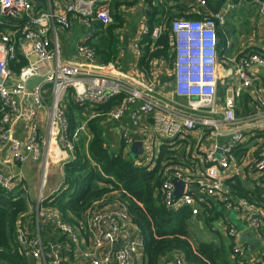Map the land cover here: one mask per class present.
Instances as JSON below:
<instances>
[{
	"label": "built area",
	"instance_id": "obj_1",
	"mask_svg": "<svg viewBox=\"0 0 264 264\" xmlns=\"http://www.w3.org/2000/svg\"><path fill=\"white\" fill-rule=\"evenodd\" d=\"M114 2L0 0V14L22 21L0 33V155L7 151L10 160L0 158V190L26 191L21 171L4 172L8 163L20 166L28 161H46L37 126L39 114L47 116V135L60 145L63 163L74 159V143L81 135L90 138L87 121L69 133L61 104L71 90L73 101L85 110L97 111L116 99L102 123L120 122L129 112L130 127L119 125L117 132L125 155H129L133 143L140 142L141 154L134 159L136 167L153 170L162 147L172 150L177 142H191L190 156L183 165L186 172L177 162L162 163L158 170L160 200L167 210L187 209L194 218L220 205L259 234L264 229V212L256 203L235 196L227 181L243 170L264 181V85L257 84V78L264 74V54L250 50L245 55L232 56L230 38H225L221 48L218 30L225 35L228 18L251 6L264 34V0H225L216 10L209 7L207 0H184L189 8L200 10L202 18L174 19L167 27L162 23L164 11L157 14L152 27L143 18L133 44L138 62H143L145 38L150 52L159 48L155 43L163 33L168 32L169 38L164 55L151 61L145 59L144 66L134 64L141 78L124 74L113 64L97 63L91 34L76 46L75 59L62 60L58 30L69 31L71 17L87 28L96 24L98 31L105 30L113 23ZM163 2L156 0L155 4ZM18 54L26 65L16 74L10 65L17 62ZM34 80H39L37 85L27 89ZM99 116L95 112L88 118ZM17 128L21 137L16 135ZM173 181L183 185L177 197ZM51 196L39 191L33 203L27 202V212L16 221L13 238L23 264L140 261L142 239L118 202L90 209L81 218H65L46 205ZM226 234L232 239L238 264H246L247 260L264 264V254H247L236 225L226 226ZM0 264L11 263L0 260ZM173 264L184 262L176 257Z\"/></svg>",
	"mask_w": 264,
	"mask_h": 264
},
{
	"label": "trees",
	"instance_id": "obj_2",
	"mask_svg": "<svg viewBox=\"0 0 264 264\" xmlns=\"http://www.w3.org/2000/svg\"><path fill=\"white\" fill-rule=\"evenodd\" d=\"M224 1L207 0V3L212 10H216ZM155 2L156 0H115L111 6L116 9V13H111L113 23L105 30H100L95 42L91 43L97 63L115 64L119 42L116 31L123 25V17L118 13L121 6L136 4L146 6L150 13L147 17V24L150 27L156 22L157 14L163 11L166 14L162 22L164 27L174 19H200L203 15L200 10L190 9L184 5L182 0H164L161 5ZM21 22L20 19L0 14V33ZM224 33L225 35L218 30L221 48L224 46L225 38L231 34L227 30V25ZM168 34L165 32L159 37L155 43L159 48L153 52L149 51L148 38L143 40V62L145 59L151 61L165 54ZM253 51L264 54L261 48H254ZM143 62L141 63L144 66ZM25 65L26 61L18 54L17 62L11 63L10 67L17 74ZM145 65L147 66V63ZM115 100L97 111L89 109L91 113L100 114L99 117L89 119L90 115L86 116L88 112L73 101L72 91L69 90L65 94L61 105L68 122L69 133H73L78 125L87 121V134L90 138L87 140L85 135H81L75 141L74 159L63 165L64 189L51 196L50 203L46 205L54 207L65 218H81L90 209H99L104 205L118 202L126 209L131 222L139 231L143 246L142 264H168L171 261L174 263L176 257L182 259L184 264H238L232 252V239L228 237L231 244L227 245V249L223 244L217 247L203 242L193 246L188 235L187 224L190 219L188 210L170 211L161 204V178L158 170L162 163L178 161L176 158L178 153L173 152L175 149L162 147L157 166L149 170L136 167L129 155L123 154L122 141L118 148H111L106 141L101 123L110 108L115 106ZM231 181L228 184L233 194L257 202L264 209V199L261 197L264 190L259 191L257 188L254 191L245 190L236 178ZM25 193L26 191L20 189L16 193H5L0 190V249L3 251L0 260L5 263L23 264L13 236L17 219L27 212L28 200ZM205 221L208 224L210 219Z\"/></svg>",
	"mask_w": 264,
	"mask_h": 264
},
{
	"label": "crops",
	"instance_id": "obj_3",
	"mask_svg": "<svg viewBox=\"0 0 264 264\" xmlns=\"http://www.w3.org/2000/svg\"><path fill=\"white\" fill-rule=\"evenodd\" d=\"M142 2V1H141ZM182 3L185 5L184 1L182 0ZM113 6V5H112ZM191 9V8H190ZM116 13V9L111 7V13ZM149 10L146 6L141 4H136L133 6L128 7H119L118 13L122 15L123 17V25L122 28L118 31H116V36L118 38V54L117 59L115 61L114 68L124 74L128 75H134L139 78H141L140 72L134 67V64L137 63L138 66H140L142 63V60L138 62V60L135 59L134 53L135 49L133 47V44L135 42L136 37L138 36L139 31L141 30L143 26V18H147L149 16ZM71 27L70 30L67 32H63L58 30L59 38H60V58L64 61H70L75 59V49L76 46L79 44V42L84 38V36L91 34V43L93 44L96 40V35L98 34L97 25L94 24L92 28H87L79 23V21L76 18L71 17ZM142 66V65H141ZM257 84L264 85V74H261L257 78ZM86 116L88 117L91 112L88 110H85ZM84 114V117H86ZM129 112L127 111L120 119V122L114 123V122H107L105 123L106 127H103L104 124L101 123V127L104 130V134L106 139H111L112 146L114 148H118V140L120 135L117 132V126L123 125L127 128L130 127L129 125ZM39 122H43V113L38 115ZM86 122V121H84ZM108 132L110 134H108ZM138 130L134 132V134L138 135ZM16 135L18 137H21V131L19 128L16 129ZM48 137V136H47ZM51 141V140H50ZM52 142V141H51ZM50 147L49 142L47 140H44V142H41V152L43 154L44 159H46V155L44 154V148ZM180 146L178 145L175 150L179 149ZM124 152V148H123ZM130 152V151H129ZM62 152H59V154ZM124 154V153H123ZM67 157V154H64ZM125 155V154H124ZM1 159L9 160V153L7 151L3 152L0 155ZM135 159V157H133ZM133 163H135V161ZM10 161V160H9ZM42 162V161H39ZM43 163V162H42ZM59 166V172L54 175L51 172L49 173L48 177L45 178L43 175V178L41 177V174H35L34 170L37 169V171L40 173V163L28 161L23 165H17L16 163L10 162L7 164V167L4 169V172H11L13 174L17 173L18 171L21 173L23 177V185L25 186L27 196V200L29 201L30 198L36 199L37 194L39 191L43 193L45 196H51L55 195L56 193L61 192L64 189L63 185V165L65 163L61 162ZM58 166L57 164H55ZM184 164H180V168L183 172H186V168L183 166ZM239 165V164H238ZM241 169H245L243 165H240ZM57 169V168H56ZM236 178L240 184V186L243 189H248L254 191V189H258L259 191L264 190V181L261 179H258L257 176L254 174H249L248 170H243V172H240L237 176H234L229 179V181ZM227 181V186L231 190L229 184ZM233 184L234 182L231 181ZM232 192V191H231ZM235 195V194H234ZM236 196V195H235ZM261 197L264 199V192H262ZM27 201V202H28ZM33 201V202H34ZM30 202H32L30 200ZM114 204V203H112ZM257 204V202H256ZM111 205V204H108ZM261 211L264 212V209L257 204ZM217 207L214 206V208L208 212L207 214H201L196 217H192L195 221H198V219H210V222L214 219L218 218V213L216 212ZM224 212L230 213L228 211ZM225 214V213H224ZM202 217V218H201ZM190 218L188 222L192 219ZM226 220V219H225ZM200 222V221H198ZM238 222V221H237ZM209 224V223H208ZM233 225V224H231ZM202 227V225H200ZM237 228H239V231L241 233V241L244 244L247 254L252 255L254 253L260 252L264 254V243L262 242V236L264 235V229L261 230L259 234H256L252 232L249 228L244 226L243 224L238 222V225H236ZM224 233V232H223ZM189 234V232H188ZM226 236L227 234L224 233ZM210 239V238H209ZM211 241H200V243H210L214 244L217 247H221L223 244L225 248L227 249V245H230V239L228 236H226V240L217 237H211ZM199 243V241H198ZM231 258V255H230ZM142 260V253L140 256V261ZM168 264H173V261L169 262ZM246 264H253L250 260L246 261Z\"/></svg>",
	"mask_w": 264,
	"mask_h": 264
},
{
	"label": "rangeland",
	"instance_id": "obj_4",
	"mask_svg": "<svg viewBox=\"0 0 264 264\" xmlns=\"http://www.w3.org/2000/svg\"><path fill=\"white\" fill-rule=\"evenodd\" d=\"M243 7L239 9L237 12H235L230 18L227 20V30L231 32L229 35V38L232 43L231 48V55L232 56H241L247 54L248 51L253 50L254 48L263 47L264 48V38H263V25L261 21L259 20L256 11L251 7ZM223 75V73L221 74ZM223 91L222 89L220 90ZM43 122H39V118H37V126L39 129V135H40V142H44V140H47L49 142L50 147L44 148V154L46 155V161L37 162L40 163V173L37 171V169L34 170L35 174H41V177L43 178V175L48 177L49 173L56 174V172H59V166L62 164L65 159L61 157V155L58 152V148L60 145L56 141V143L51 142L49 137H47V116L45 113H43ZM104 126L105 122L103 123ZM108 134H110L108 132ZM110 146H112L111 139L106 140ZM121 139L119 137L118 140V147L121 145ZM178 142L173 145V148L175 149L178 146ZM180 148L173 151L176 155V158H178V161H176L178 164H184L186 165L185 158H189L190 152H191V142H182L181 145H179ZM111 148H114L113 146ZM131 159H133L132 156H129ZM134 160V159H133ZM57 164L58 166H56ZM57 168V169H56ZM33 203L34 199L30 198ZM29 200V202H30ZM216 212L218 213V218L214 219L213 221L209 222V224H206V221L202 219H198V221H195L192 217L190 222H188V232H189V239L190 242L195 246L198 241H211V237H217L226 240V226L229 224L238 225L237 222V216L234 213H227L224 212V209L222 206L217 205ZM225 213V214H224ZM226 219V220H225ZM202 225V227L200 226ZM224 232V233H223ZM210 238V239H209ZM136 264H140V261L138 259Z\"/></svg>",
	"mask_w": 264,
	"mask_h": 264
},
{
	"label": "water",
	"instance_id": "obj_5",
	"mask_svg": "<svg viewBox=\"0 0 264 264\" xmlns=\"http://www.w3.org/2000/svg\"><path fill=\"white\" fill-rule=\"evenodd\" d=\"M43 0H36L37 3H42ZM147 14H149L147 12ZM39 82V80H34V81H30L28 84H27V89H31L32 87H34L35 85H37V83ZM140 142H135L133 143L131 149H130V152H129V156H132V157H136V156H139L141 154V150H140ZM174 185H175V197L179 196L182 192V189H183V185L178 182V181H173Z\"/></svg>",
	"mask_w": 264,
	"mask_h": 264
}]
</instances>
